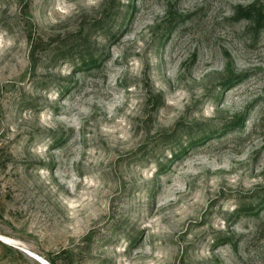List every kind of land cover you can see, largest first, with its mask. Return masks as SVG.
<instances>
[{
    "label": "rangeland",
    "instance_id": "1",
    "mask_svg": "<svg viewBox=\"0 0 264 264\" xmlns=\"http://www.w3.org/2000/svg\"><path fill=\"white\" fill-rule=\"evenodd\" d=\"M46 263L264 264V0H0V264Z\"/></svg>",
    "mask_w": 264,
    "mask_h": 264
},
{
    "label": "trees",
    "instance_id": "2",
    "mask_svg": "<svg viewBox=\"0 0 264 264\" xmlns=\"http://www.w3.org/2000/svg\"><path fill=\"white\" fill-rule=\"evenodd\" d=\"M262 19V14L261 13H259L258 15H257V23H260L259 21Z\"/></svg>",
    "mask_w": 264,
    "mask_h": 264
},
{
    "label": "bare ground",
    "instance_id": "3",
    "mask_svg": "<svg viewBox=\"0 0 264 264\" xmlns=\"http://www.w3.org/2000/svg\"><path fill=\"white\" fill-rule=\"evenodd\" d=\"M32 254V253H31ZM32 255H34V254H32ZM40 259V258H39ZM42 260V259H41ZM43 261V260H42ZM47 264V263H46Z\"/></svg>",
    "mask_w": 264,
    "mask_h": 264
}]
</instances>
